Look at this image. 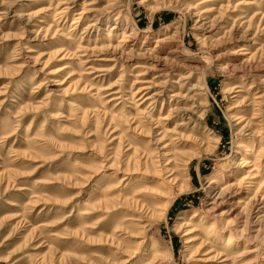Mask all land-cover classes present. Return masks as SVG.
I'll return each mask as SVG.
<instances>
[{
	"label": "rangeland",
	"instance_id": "rangeland-1",
	"mask_svg": "<svg viewBox=\"0 0 264 264\" xmlns=\"http://www.w3.org/2000/svg\"><path fill=\"white\" fill-rule=\"evenodd\" d=\"M0 264H264V0H0Z\"/></svg>",
	"mask_w": 264,
	"mask_h": 264
},
{
	"label": "bare ground",
	"instance_id": "bare-ground-1",
	"mask_svg": "<svg viewBox=\"0 0 264 264\" xmlns=\"http://www.w3.org/2000/svg\"><path fill=\"white\" fill-rule=\"evenodd\" d=\"M79 14H81V12L79 13ZM74 23V22H73ZM72 23V24H73ZM62 53V52H61ZM246 53H248V52H246ZM63 58V57H62ZM68 66H64V67H60L59 69H57L56 71H62V70H64V69H66ZM145 83V82H144ZM148 88L146 87V86H142L141 88H139L137 91H136V93H139V94H141V96L142 97H140L139 98V100L141 99V102L140 103H143V102H145V101H148L151 97L150 96H145V91L147 90ZM72 106H76L74 103L72 104ZM166 118V117H165ZM164 117H162L161 118V120H164L165 119ZM168 118V117H167ZM241 120V119H240ZM160 127V126H159ZM254 132V131H253ZM254 134V133H253ZM166 147V146H165ZM252 151H253V147L251 148V147H247L246 149H245V154H246V156L244 157V159H243V161L241 162V167H245V168H248V170H246L247 172V174L244 176V178H251V179H256L257 178V173H255L256 171H257V169H258V167H257V164H256V161H253V160H251L250 158L252 157ZM129 161V160H128ZM126 175V174H125ZM260 177V176H259ZM173 179V178H172ZM122 181V180H121ZM170 181V180H169ZM212 183V182H211ZM252 184V183H251ZM231 185V184H230ZM234 185V184H233ZM250 185V184H249ZM228 187V186H227ZM230 187H232V186H230ZM252 187V186H251ZM242 201V200H241ZM241 201L240 202H238V203H241ZM10 202V201H9ZM11 203V202H10ZM11 205H14L13 203L11 204ZM195 217V215L193 214V216H192V218L191 219H193ZM192 224V223H191ZM192 231H198V228H196L195 227V229H191ZM190 230V231H191ZM207 230V233H208V236H209V234L211 235L212 233H213V226H211V227H209L208 229H206ZM193 232V233H194ZM219 232V231H218ZM189 233H191V232H189ZM188 234V233H187ZM210 237V236H209ZM215 238L216 239H218L219 240V242L220 243H222L223 244V242L224 241H226L225 242V247L227 248V247H229V246H234V245H236V244H234V240H233V238H232V236H230V235H228V236H226V238H225V235H223V236H215ZM199 239V237L198 236H194L193 238H191L189 241H196V240H198ZM210 239V238H209ZM201 240V239H200ZM209 245V244H208ZM201 247V246H200ZM253 251V250H252ZM212 253H214L213 252V250L211 249V250H209L208 252H206L204 255L206 256L204 259H202V260H200V261H204V262H213V261H217L216 259H215V256H209V255H211ZM219 258H220V256H219ZM229 260V258L227 257V256H225V255H223V256H221V259H220V262H223V263H225L226 261H228Z\"/></svg>",
	"mask_w": 264,
	"mask_h": 264
}]
</instances>
